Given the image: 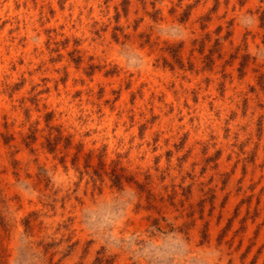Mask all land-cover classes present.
Returning <instances> with one entry per match:
<instances>
[{"label": "rangeland", "instance_id": "1", "mask_svg": "<svg viewBox=\"0 0 264 264\" xmlns=\"http://www.w3.org/2000/svg\"><path fill=\"white\" fill-rule=\"evenodd\" d=\"M0 264H264V0H0Z\"/></svg>", "mask_w": 264, "mask_h": 264}]
</instances>
